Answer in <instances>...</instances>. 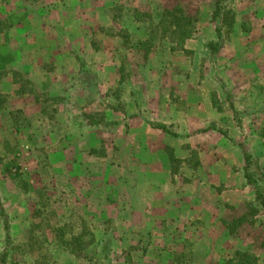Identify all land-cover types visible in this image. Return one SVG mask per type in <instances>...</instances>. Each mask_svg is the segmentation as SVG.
I'll return each mask as SVG.
<instances>
[{
	"label": "rangeland",
	"instance_id": "374dc122",
	"mask_svg": "<svg viewBox=\"0 0 264 264\" xmlns=\"http://www.w3.org/2000/svg\"><path fill=\"white\" fill-rule=\"evenodd\" d=\"M119 2L105 13L114 16L113 29L93 40V47L98 52L97 64L89 65L81 77H77L79 80L84 79L83 84L98 80L94 84L95 88L90 89L87 85L82 89L74 88L75 78L69 79L73 88L65 89L68 95L62 98V103L56 104L53 100L49 102L38 96H35L36 101L33 103V99L28 96L30 88L19 77L15 93L0 84V93L5 92L7 97L0 104V203L10 224L7 246L0 221V256L7 247V264H58L56 260L59 256L64 257L62 263L66 257V264H141L142 260V264H149L153 250L142 251L139 247L132 248L134 250L131 249V253L127 252L129 245H135L140 235L135 234L133 229L125 233L118 229L121 224L117 221L125 217L120 212L125 205L123 193H128L130 188L136 189L137 184L133 179L162 177L165 162L170 165L168 170L172 179H183L181 174L189 171L180 162L170 161V157H175V151H146V146L158 149L173 145L183 149L187 139H184L185 142L173 143L168 138L159 137L157 131H150L149 127L164 124L170 133L181 135L197 131L209 123L208 118L201 114L203 109H200L210 106V95L218 109L231 115L233 113L227 102V97L230 98L238 112L242 134H235L233 138L228 136L227 139L216 134L202 143L196 138L193 143L197 149L203 150L199 153L204 169L207 171L210 167L213 174L214 171L215 174L220 173L222 178L243 179L244 161L239 148L242 146L251 156L250 172L264 194V142L256 136L257 128L264 127V113L253 116L255 107L246 103L256 95L264 96V54L263 57H257L256 52L264 44V0L227 1L226 9L234 16L236 23L231 29L223 26L225 51L220 56L208 58L204 63V46L209 41V35H212V27L207 25L213 11L212 0ZM124 7H136L141 13L154 15L163 9L180 7L188 15H199L193 40L189 46H185L192 54L185 55L169 39L160 37L147 59H144L143 52L132 47L127 49L136 39L146 37L147 31L142 26L138 29L139 34H130L135 33L136 27L129 24L128 17L125 18L124 9L127 8ZM8 11L6 13L9 15L11 12ZM22 26L29 28L28 23ZM121 29L130 31L129 34L125 32L129 39V45L125 47L122 39L108 38L110 33L113 34L112 31ZM7 31L0 33V50L14 41L12 32L6 36ZM240 32L243 35L237 36L236 33ZM21 36L25 42L28 41V30ZM260 51L264 52V45ZM28 52L25 50L23 53L27 55ZM255 58H258L257 71L252 70L256 66L253 64ZM114 64L122 67V73L116 75L117 80H120L118 86L110 89L99 86V83H107L108 78L111 79L110 72L105 69ZM79 90L85 92L88 99L76 106L75 93ZM109 94L116 96V103L119 101L123 107L132 101L129 116L142 113L149 127L144 128L139 123L129 125L131 120H126L127 127L123 126L126 123L119 128L86 126L85 117L88 115L95 119L103 116L106 123L122 119L111 114L116 103L108 99ZM114 96L111 97L112 101L115 100ZM231 123L235 126L234 122ZM81 129L83 132L79 134ZM129 129H132L131 134ZM77 130L78 134L75 133ZM75 142L99 147L95 151L100 155L87 154L101 163L91 167L84 161L83 166L77 165L82 160L81 155L75 162H72L74 158L68 156L66 160L69 165L64 167L59 161L60 147ZM208 145L217 148L215 151H204ZM185 152L181 151L183 157ZM199 153H195L196 158L190 153V158H187L190 168H194L193 161L199 159ZM102 160L107 161L104 168ZM123 172H126V178ZM91 177L100 181L99 201L90 199L95 189ZM122 179H132L126 183L125 189L121 185ZM139 191L141 188L138 187L136 192ZM92 202L98 215L86 214L85 210L92 206ZM252 204L256 207L254 201H249L228 207L225 213L222 212L220 220L229 224L245 215L244 222L236 226V231L228 237L226 250H219L221 253H218L213 251L212 246L207 249L199 247V242L203 240L200 239L201 234L181 231L173 243L169 242V247L165 246L169 256L163 255L161 264H221L236 249L249 250L258 258V264H264V251L257 247L264 240V213L260 210L256 214L252 213L249 207ZM212 237L213 241H218L216 233L212 232ZM231 244L235 246L229 249ZM209 250L213 251L211 257L208 255Z\"/></svg>",
	"mask_w": 264,
	"mask_h": 264
},
{
	"label": "crops",
	"instance_id": "0c3cea01",
	"mask_svg": "<svg viewBox=\"0 0 264 264\" xmlns=\"http://www.w3.org/2000/svg\"><path fill=\"white\" fill-rule=\"evenodd\" d=\"M116 4H120L119 0H0V25L3 24L0 33L4 30H9V32H12L14 40L12 43L10 42L7 47L0 50L1 86H7L8 89L13 90L12 92L15 93L14 90L18 85V77L24 79V83L30 88L29 94L31 96H28L33 99V103L36 101L35 96H38L40 99L42 97L49 102L52 101L53 98H58L60 99L59 103H62V98L68 95L65 89L73 88L68 81L73 78L76 80L74 88L81 87L82 89L84 85H87L90 89L95 88L94 84L98 82V80L95 83L89 80L87 84H83L84 79L81 78L79 80L77 77H81L83 71L85 68H88L89 65L93 66V64H97L96 59L98 52L93 47V40L100 37L99 35H103V33L107 34L113 29L115 18L105 13L114 8ZM8 10L11 12L9 15L6 13L9 12ZM127 10L140 12L136 7H129ZM102 12H104V14H102ZM101 22H103V25H100ZM24 23H28L29 28H24V26H22ZM129 24L134 25L137 30H135V33L130 34H135V36L136 33L139 34L138 29H140L142 25L132 21ZM94 25H97V27L94 28ZM207 25L212 27V35H209V41H212L215 37L213 24H211L210 18L207 21ZM26 30H28V41L25 42V40L21 39V35H24ZM9 32L7 34L5 33L6 36L10 34ZM112 32L113 34L110 33V35H108L109 39L121 40V35L123 33L125 34V32L129 34L130 31H123L121 29V31ZM236 34L237 36L243 35L241 32ZM189 42H192V40L186 43L187 46H189ZM263 45L258 47L259 50H255L258 54L257 57H263L264 52L260 51L263 49ZM25 50L29 51L27 55L23 53ZM223 51H225L224 48L221 49L218 56H220ZM256 59L258 58H255V60ZM21 60H24V63H21ZM253 64H256V66H253L252 70L257 71L259 67L257 60ZM120 68L121 67L116 64L112 67H107L105 71L110 72L111 79L108 78L107 83H99V86L101 85L108 89L118 86L120 80H117L116 75H119ZM99 74L97 75L98 79ZM86 80L87 79H85V81ZM78 82L81 83L78 84ZM32 89L36 90L34 91ZM16 93L18 92L16 91ZM0 96V100L3 98V100L7 99L3 91L0 93ZM111 97H113V95L109 94L108 99L116 103V98L112 101ZM212 98L213 97L210 95L208 99L209 107L204 106L200 109H203L201 114L208 118L207 120L209 123L205 124L204 127L197 131L188 135L172 133L176 135V137H172L161 131L153 130L157 131L159 137L168 138L173 143L175 141L185 142L186 140L184 139H187L183 149L181 146L174 147L173 145L157 147L158 149L146 146V151L157 150L171 153L175 151L174 159L178 160L183 167L187 168V171L191 172V174L185 172L181 174L183 179H172L170 175L171 172L168 170L170 165L168 162H165V172L163 171L162 177L157 179H143L142 177L140 179H133L134 183L137 184L136 189L130 188L128 193L124 190L125 192L123 194L125 197H123V202L125 205L120 209V212L122 216L125 217L117 221L121 224L118 229H122L123 233L129 230L132 231L133 229L135 234L140 235L135 245H129L127 252L132 248L139 247L142 251L149 249L153 250L154 254L152 253L148 260L149 264H161L163 263L164 257L168 258L169 254L165 252V246L169 247V242L173 243L174 240L179 237L177 235H180L181 231L191 232V234H201L200 239L203 240L199 242V247L207 249V247L209 248V246H212V248L214 247L213 251L218 253H221L219 250H226V242L230 235L227 233L223 221L220 220L222 212L224 211L223 213H225L228 207H235L243 202L254 201V195L250 193L251 189L246 187L244 178H222L220 173L215 174L214 171L213 174V172L210 171V167H208L206 171L204 169L203 160L200 159L201 154L199 153V151L203 150L197 149L195 143H193V141L197 140L196 138H198V142L202 143L206 141V138L210 139L214 135L220 134L216 131L221 132L222 134L220 135L225 139L229 138L228 136L233 138L235 134L236 136L242 134V127L236 123L235 116L218 109L217 106L214 105L216 101L214 99L212 100ZM87 99L86 93L82 90L75 93L76 106L87 102ZM246 100L242 102H246ZM118 102L119 101H117V103ZM38 103H41V101L38 100ZM246 103H251V105L255 107L256 111L252 112L253 116H261L264 113V96L259 97L256 95ZM132 105L133 102L129 101L124 106L127 118L130 117L128 112H130ZM111 114L115 115L117 118H123L122 115L115 112H111ZM141 115L142 113L129 119L128 121L131 120L129 125L139 123L144 128L149 127L147 118ZM86 117L93 118V116L90 115ZM231 122H234L235 126ZM120 125L122 124H119L117 127L119 128ZM210 125H215L217 130L201 132L208 129ZM227 125H229V127ZM123 126L127 127V122L126 125ZM149 128L150 131L153 129L152 127ZM262 128L264 127L257 128V137H259V131ZM87 129L89 130L88 127ZM129 130L130 133L132 129ZM79 132V134H81L83 130L81 129ZM75 133L78 134V130ZM140 135H142V132H140ZM231 140L234 141L233 139ZM261 140L264 142V139ZM98 148L95 147V145L89 147L85 142L62 144L60 147L61 156L59 161L63 163L65 167L69 165L66 160L68 156L69 158H74L75 160L72 162H75L77 161L78 155H81L82 160L78 161L77 165L83 166L85 164L84 161H87L86 164H90L91 167H93L94 164L98 165L101 162L99 159H94L92 156L91 158L88 157L87 153L97 150ZM215 148L208 145V149H204V151H215ZM184 150H186L187 153L185 152L186 154H184L183 157L181 151ZM196 152L199 153V159L193 161L194 168H190V165H188L190 161L187 158H190V153L195 156ZM102 164L104 168L107 161L102 160ZM123 177L126 178V172H123ZM90 180L95 186L94 191L90 194V199L99 201L100 197H98V192L100 181L99 179H92V177ZM128 181H132V179L121 180V185L124 186V189L127 187L126 183ZM138 187L141 188V191L136 192L138 191ZM248 189L250 191H248ZM250 196H252V198ZM91 205L92 206L88 209L85 208L86 214L93 216L96 214L98 215V213H95L93 202ZM212 232L218 235V241H213ZM150 233L153 234L150 235ZM151 240L153 241L152 243H150ZM215 243L218 245L216 246ZM234 246L235 244H231L229 249ZM213 251L211 252L213 253ZM211 252L209 250L208 255L210 257ZM141 257L142 259L144 258L143 256ZM63 258V256H59L56 262L58 264L68 263L66 257L64 263H62L64 260ZM141 262L143 263L144 261L142 260Z\"/></svg>",
	"mask_w": 264,
	"mask_h": 264
},
{
	"label": "trees",
	"instance_id": "16d2710c",
	"mask_svg": "<svg viewBox=\"0 0 264 264\" xmlns=\"http://www.w3.org/2000/svg\"><path fill=\"white\" fill-rule=\"evenodd\" d=\"M228 0H212L213 3V11L211 13L210 22L213 24V32H214V40L209 41L205 44V51H206V57L203 59V63L207 61L208 58H214L218 56L219 52L224 46L225 38H223V26L233 28L236 21L234 16L231 15V12L226 9ZM124 16L125 18L128 17L130 20L129 23L137 22L140 25L144 26L147 31L146 37H140L139 39H136V41L130 46L127 47V49H130L131 47L134 50H138L143 52L144 59H147V57L150 55L151 51L156 46V41L158 37L160 39L167 38L169 39L173 44H175V47L184 52L185 55L189 56L191 55V51L187 50L185 48V45L188 41L193 40V36L196 32V24L199 22V15H188L186 12L183 11L180 7L174 8L172 10H161L157 15L151 14V13H141L138 11L133 10H125ZM2 25V24H1ZM0 25V31L1 26ZM244 26V25H243ZM244 29V27H243ZM230 32V31H229ZM123 45L124 47L129 45V39L127 33H123L122 35ZM126 44V45H125ZM119 73H122V67L119 69ZM114 96V95H113ZM225 96H228V93H225ZM117 99V97L115 96ZM53 101L58 104L60 102V99L53 98ZM4 102L3 99L0 100V104ZM227 102L229 103V107L233 112V115L235 116L236 123L241 126V122L238 119V112L234 108L233 102L228 99ZM113 112L120 114L123 116V118L120 121L116 122H110L106 123L103 116L101 118H92V117H85L87 119V126L89 127H111V126H119V124H125L126 120L132 119L134 117H126L125 110L120 103L115 104L113 107ZM18 117V116H17ZM153 129L161 131L165 134L171 135L172 137H176V135L169 132V130L161 124L157 125H151ZM215 125H210L208 129L201 131V132H208V131H216ZM220 134H222L219 131H216ZM259 138L264 139V128H262L259 131ZM241 146V145H239ZM241 149V152L243 154V161H244V167H243V178L245 180V185L249 189H251L253 195H254V203L256 207L250 205V211L254 214L260 212L264 213V194L262 192L261 187H259L257 181L255 180L254 176L250 172L251 169V156L242 149V146L239 147ZM91 154L100 155L99 152L93 150L90 151ZM193 158H196V155L193 156ZM170 161L172 163H179L178 160L174 159V157H170ZM7 170V168H5ZM258 208V209H257ZM245 220V215L240 217L239 219H235L230 224L224 223L225 228L227 230V233L231 236L232 233L236 231V226L241 225ZM0 221L3 226V231L5 233V240L7 246H9L8 242V232L10 229V224L8 222V216L5 214L2 204L0 203ZM80 239V238H79ZM259 249L264 251V240L260 242V244L257 246ZM3 250V253L0 256V264H7L8 259V249ZM221 264H258V258L251 252L246 250H239L236 249L232 255L229 256L228 259L223 260Z\"/></svg>",
	"mask_w": 264,
	"mask_h": 264
}]
</instances>
